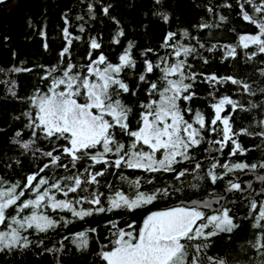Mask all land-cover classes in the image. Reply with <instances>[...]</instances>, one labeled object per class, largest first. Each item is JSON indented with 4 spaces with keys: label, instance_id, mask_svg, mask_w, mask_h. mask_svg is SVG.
Here are the masks:
<instances>
[{
    "label": "snow or ice",
    "instance_id": "snow-or-ice-1",
    "mask_svg": "<svg viewBox=\"0 0 264 264\" xmlns=\"http://www.w3.org/2000/svg\"><path fill=\"white\" fill-rule=\"evenodd\" d=\"M236 2L242 20L254 26L256 31L238 34L235 45L214 44L205 49V45L187 30L179 34L167 31L160 45L165 50L164 54L147 48L139 52L142 58L139 62L134 53V42L128 41L113 61L103 51L98 38L91 37L85 62L74 63L73 42L83 38L69 31V22L65 18L62 29L65 43L59 52L58 62L47 67L39 66L43 73L40 80L46 82V86L37 87L25 98L27 109L21 116L27 121L24 128L28 130L29 138L24 139V132L17 131L12 140L21 149V155L31 152L36 157L39 153L46 162L21 181H10L0 176V252L29 248L33 243L29 239L32 231L47 233L60 226L67 227L73 220L103 213L125 211L135 214L158 201L176 197L185 188L198 191L199 182L205 179L213 186L225 182L226 193H245L252 189L251 181L242 184L239 179H232L230 174H255L264 170V160L248 163L245 160L233 162L231 158L238 155L246 157L249 152L264 146V118L253 120L259 130L252 131L249 127L237 129L234 116L238 112L264 108V105L250 103L245 106L232 96H217V86L229 83L250 96H256V93L241 79L231 75L197 73L192 71L189 63L190 57H199L204 64L209 63L200 49L212 53L221 48L223 60L235 59L239 55L238 48L255 49L250 55L245 51L248 61L264 54V0L259 4L255 0ZM3 3L4 0H0V4ZM155 3L160 4L161 0H155ZM246 5L253 6L252 12L257 14L256 17L246 10ZM225 6L232 7L231 4ZM110 7H103L105 15H108ZM88 11H94L93 5H88ZM157 14L164 23H168V15ZM77 19L82 20L83 17ZM111 19L119 25L118 20ZM226 19L225 16L219 17L220 21ZM198 27L211 29L213 25L203 23ZM79 31L84 32V27L80 26ZM41 36L46 34L41 32ZM123 37L125 31L121 27L111 42L120 45ZM193 39L196 44L184 42ZM43 47L47 50L48 44L45 42ZM150 54L156 59H149ZM11 71L32 72L33 69L13 68ZM259 71L264 76V68ZM198 82L212 89L208 93L213 101L208 105L210 115L192 107L198 98ZM8 91L16 97L13 88ZM141 91L145 99L138 101L133 126L130 122L133 108L124 102L123 97H135ZM260 92L264 94V89ZM20 118L16 117L17 120ZM119 137H127V143ZM241 137L258 138L260 143L250 148L240 142ZM41 139L52 145L50 150L35 147ZM204 144L208 145L204 148L208 154L206 168L205 161L197 160L193 154ZM225 149H228L229 159L222 162L218 157L224 155ZM186 163L190 167H184ZM96 165H102L101 170L93 171ZM110 168L120 170V180L128 185L127 192L114 190L111 184L106 185L110 195L98 191V177H103ZM61 169L67 174L60 175L58 170ZM123 169L152 174L170 173L174 183L145 191L142 190L141 178L129 180L123 175ZM202 169L203 176L199 175ZM189 176L192 177L190 181L185 179ZM154 179L146 183L152 184ZM255 179L264 184V175H255ZM261 194H264V189ZM208 195L207 199L179 200L174 205L148 211L139 224L133 219L125 221L121 227L120 220H108L104 225L108 230L107 243L96 253L100 264H227L222 257L207 255L210 241L221 233L230 236L241 225L231 214L232 210L222 203L226 196L215 191ZM249 209V217L253 220L251 227L256 234L248 244L257 253L258 264H264V201L251 199ZM49 210L52 213H71L73 219L64 216L54 219ZM95 232L96 228H90L63 239L86 249L89 233Z\"/></svg>",
    "mask_w": 264,
    "mask_h": 264
},
{
    "label": "trees",
    "instance_id": "trees-1",
    "mask_svg": "<svg viewBox=\"0 0 264 264\" xmlns=\"http://www.w3.org/2000/svg\"><path fill=\"white\" fill-rule=\"evenodd\" d=\"M260 2L261 0H255L256 4ZM89 4L93 5L94 11H88ZM227 4H231L232 7H226ZM108 5L111 7L108 15H105L102 9ZM245 7L250 14L254 17L257 16L252 12V5ZM209 8L213 11L209 12ZM239 11L236 0H161L160 4L155 3V0H8L0 4V176L10 181H21L27 174L35 172L38 166L42 167L46 162V158L40 157L39 153L36 154V157H33L31 152L21 155V149L13 144L12 140L17 131L24 132V139L29 138L28 130L24 128L27 121L21 116V113L27 109L25 98L30 96L37 87L44 88L46 86V82L40 80V75L43 73L39 66L47 67L57 64L59 52L65 43L62 35L65 18L69 22V31L73 35L83 38L73 42L71 51L74 63L85 62L84 57L87 54L88 41L91 37L98 38L103 45V51L113 61L128 41L134 42L136 45L134 53L139 62L142 59L139 52L147 48L155 49L161 55L164 54L165 50L160 45L167 31L179 34L183 30H187L191 36L199 39V43L205 45V49L214 44L235 45L238 41V34L256 31L254 26L242 20L238 14ZM157 13L168 15L170 17L168 23H164ZM220 16H225L226 21H220ZM77 17H83V19L78 20ZM111 17L118 20L119 25ZM203 23L212 24L213 27L201 30L198 25ZM80 26L84 27V32L79 31ZM121 27L125 31V37L121 38L120 45H114L111 42L112 38ZM41 32H44L46 36H41ZM45 42L48 44L47 50L43 47ZM184 42L187 44L197 43L195 39ZM205 49L199 51L208 59L209 63L204 64L199 57H190L189 63L192 65V71L205 74L215 73L217 76H234L250 84L252 91L256 93V96H250L247 93H242V90L238 91V86L229 83L217 86L219 89L217 96H232L245 106L250 103L264 105V94L260 92V89H264V76L259 71L264 68V54H259L248 61L245 51L250 55L251 51L255 49L238 48L239 55L235 59L223 60V49L217 48L212 53ZM148 58L155 60L156 56L150 54ZM13 68H32L33 71L12 72ZM4 81L11 83H3ZM141 87L143 88V85ZM9 88H13L17 94L16 97L11 95L8 91ZM211 90L207 84L197 83L198 98L192 103V107L203 111L205 115L211 114V109L208 107L213 102L208 95ZM123 99L133 108L130 122L135 126L138 101L145 99L144 94L141 91L135 97L125 96ZM18 116L21 117L19 120L16 119ZM261 118H264V108L238 112L234 116L235 127L237 129L249 127L252 131H258L253 120ZM119 138L127 143V137ZM240 142L250 148L254 144L260 143L259 139L254 137H241ZM35 147L50 150L52 145L41 139L37 141ZM206 147L208 145L204 144L199 151L193 153L197 160L205 161V168L208 166V154L204 152ZM262 149L264 146L249 152L246 157L238 155L231 159L233 162L245 160L248 163H256L264 160V150ZM227 152L228 149H225L224 155L218 157L222 162L229 159ZM65 162L67 161L65 160ZM183 166L190 167L187 163ZM101 168L102 165H96L93 171L101 170ZM217 171L221 170L217 169ZM58 172L60 175L67 174L62 169ZM122 172L129 180L141 178L142 190L145 191L174 183L173 175L170 173L152 174L133 169H123ZM199 175H204L203 169ZM255 175H264V170L255 174L240 172L230 174L232 179H239L242 184L251 181L252 189L245 193H226L224 192L225 182H218L213 186L210 181L205 179L199 182L198 191L185 188L184 192L176 197L168 201H158L147 209L137 210L135 214L125 211L103 213L86 217L84 220H73V223L67 227L60 226L47 233L32 231L29 234V239L33 241L32 245L27 249L0 252V264H100L96 253L102 245L107 243L108 230L104 225L108 220H120L121 227L124 226L125 221L133 219L139 224L148 211L174 205L179 200L207 199L209 192L212 191L218 195L226 196L222 203L232 210L231 214L236 216L241 227L230 236L221 233L218 237L212 238L207 255L222 257L227 260V264H258L257 253L248 244V241L254 240L256 234V230L251 227L253 220L249 217V201L251 199L258 202L264 201V194H261L264 184L257 181ZM153 177H155L153 183L147 184L146 181ZM98 179L100 180L98 191L104 192L106 195L111 194L106 187L107 184H111L114 190L125 192L129 190L127 183L120 180V170L110 168L103 177H98ZM185 179L190 181L192 177L189 176ZM227 179L228 177L225 178V180ZM49 214L54 219H59L60 216L73 219L71 213H52L49 210ZM254 215L255 213H253ZM90 228H96L97 232L89 233V243L86 249H80L70 240L63 239L65 236ZM39 241H43V243L39 244ZM47 249H58L59 251L49 252Z\"/></svg>",
    "mask_w": 264,
    "mask_h": 264
},
{
    "label": "water",
    "instance_id": "water-1",
    "mask_svg": "<svg viewBox=\"0 0 264 264\" xmlns=\"http://www.w3.org/2000/svg\"><path fill=\"white\" fill-rule=\"evenodd\" d=\"M5 1H8V0H4V2H5Z\"/></svg>",
    "mask_w": 264,
    "mask_h": 264
}]
</instances>
